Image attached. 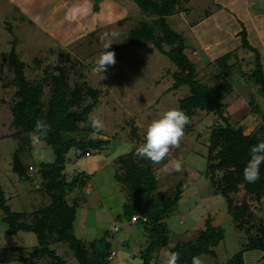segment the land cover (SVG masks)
<instances>
[{
  "label": "rangeland",
  "instance_id": "1",
  "mask_svg": "<svg viewBox=\"0 0 264 264\" xmlns=\"http://www.w3.org/2000/svg\"><path fill=\"white\" fill-rule=\"evenodd\" d=\"M188 7L190 13L184 14L185 20L180 22V27L177 28V23L173 26L176 19H181L180 14L168 21L174 29L183 32L188 44L191 43L187 54L196 63L200 77L215 73L209 61L233 50H238L248 61L252 60V53L241 47V36L234 33L237 29L248 31V41L261 51L264 62V0H188ZM139 16V8L133 0H103L98 10L93 9L92 0H0V190L13 211H30L46 205L50 199L42 191L43 180L37 177L36 169L40 163L52 162L55 158L51 147L44 142L34 145L30 137L28 140L12 136L18 129L12 125L11 105L18 99L14 97V87L6 84L11 70L1 54L8 53L15 42V50L25 62L26 77L44 83V99L50 95L51 83L46 81L44 73L48 65L63 66L70 87L85 81L103 93L99 105L85 123L90 127L89 119L99 118L105 125L103 132L94 139L91 138L92 130L65 132L63 137L109 140L108 145L91 155L70 150L64 172L67 179L79 172L90 175L84 188H75L73 192L80 193V196L76 195L78 207L74 233L87 244L107 232L115 251L112 264H140L139 251L146 245V236L139 223L118 218L126 196L114 178V161L140 145L151 121L168 109L178 108L179 99L189 93L186 86L167 91L173 82L170 71L175 66L151 44L109 50L115 52V65L109 66L104 74L96 67L95 60L102 51L100 36L105 32H117L119 39L112 45L119 44ZM241 21L245 25H241ZM196 22L199 24L194 31L189 25ZM92 31L94 34L90 36ZM197 36L210 44L199 46ZM193 48L197 51H192ZM242 66L246 70L249 68L245 64ZM232 79L234 90L224 100L226 113L234 122L249 123V93L253 92L259 103L264 104V99L252 81L248 82L236 73ZM203 116L201 113L195 121ZM206 118L193 130H184L180 147L169 153V160H180L183 170L164 171L168 160L158 165L156 177L160 190L164 191L183 171L188 175L183 196L166 219L168 246L192 240L204 227L205 217L210 215L213 225H220L223 229L224 238L215 248L214 258L207 254L200 257L204 264H228V259L241 249L244 237L228 214L224 198L213 193L209 176L204 175L205 140L212 121L210 117ZM132 126L138 128L136 134L139 137L134 138ZM14 154L23 165L34 166L32 178L24 179L12 169ZM229 170H218L213 176L223 179L230 175ZM6 228L0 209V256L11 254L10 249L1 251L2 248H28L36 243L33 233L10 234ZM55 246L64 252V245ZM166 253V247L159 250L155 264H165ZM244 263L264 264V257L259 250H246Z\"/></svg>",
  "mask_w": 264,
  "mask_h": 264
},
{
  "label": "trees",
  "instance_id": "2",
  "mask_svg": "<svg viewBox=\"0 0 264 264\" xmlns=\"http://www.w3.org/2000/svg\"><path fill=\"white\" fill-rule=\"evenodd\" d=\"M92 1L93 9L98 10L103 0ZM133 1L140 13L137 22L119 44L112 45L108 50L151 44L174 64L175 69L170 71L173 82L167 91L188 87V95L178 101V109L190 118L184 130H193L206 117L212 119L205 140L204 175L209 176L208 182L213 193L224 198L228 214L244 237L239 252L233 254L227 262L245 264L246 250H259L264 256V164L260 167V179L256 183H247L243 178V168L250 159L249 147L264 141V104L256 100L253 92L249 93V123L234 122L231 115L226 113L224 104L225 98L234 90L232 78L235 73L248 82L252 81L257 86V93L264 99V70L258 49L248 41L247 32L243 28L238 33L241 36V47L252 53V60L248 61L238 50H233L209 61L215 73L200 77L196 63L187 54V39L183 32L174 29L168 21L172 15L190 13L188 0ZM93 34L94 31L90 36ZM1 55L11 70V77L6 84L14 87V97L18 99L11 105L12 125L18 129L12 136L29 140L36 121L47 122L50 131L44 143L51 147L55 158L52 162L40 163L36 169L37 177L43 180L42 191L50 199L46 205L30 211H13L0 190V209L2 219L7 224V233L31 232L36 238V243L28 248H2L1 251L10 249L11 254L7 257L1 255L0 263L112 264L115 251L111 248L107 232L87 244L82 243L74 233L78 207L76 195L80 196V193L73 192L75 188H84L90 175L79 172L67 179L64 172L70 150L91 155L108 145L109 140L63 137L65 132L92 130L85 123L92 110L99 105L103 94L101 89L90 87L85 81L70 87L64 67L48 65L44 73L46 81L51 83L50 95L44 99V83L26 77L25 62L16 52L15 42L8 53ZM244 64L249 67L248 70L243 68ZM201 113L204 116L195 121ZM137 130L136 126H132L134 138L139 137ZM135 147L118 156L113 165L114 178L126 196L123 211L118 218L131 221L137 215L134 222L141 225L146 236V245L139 251L140 264H155L156 253L165 247L167 252L171 250L180 253L178 264H191L193 256L202 254L214 258L215 248L223 240L224 233L220 225H213L210 215L205 217L204 227L192 240L178 241L168 246L166 219L177 208L188 175L183 171L179 177L174 178L173 185L161 191L156 177L159 166L138 158L134 154ZM168 160L169 156L163 163ZM29 166L34 169L31 164L23 165L18 155L14 154L12 169L24 179L34 176V173L28 175ZM227 168L230 169V175L225 178L219 180L213 176L216 171ZM57 244L64 245V252L55 246Z\"/></svg>",
  "mask_w": 264,
  "mask_h": 264
},
{
  "label": "clouds",
  "instance_id": "3",
  "mask_svg": "<svg viewBox=\"0 0 264 264\" xmlns=\"http://www.w3.org/2000/svg\"><path fill=\"white\" fill-rule=\"evenodd\" d=\"M119 35L117 32H105L100 36L102 51L96 58L95 65L103 74L108 71L109 66H114L116 63L115 52L108 49L115 40L119 39ZM88 123L92 129L91 138L93 139L105 129L103 121L99 118H90ZM189 123L190 118L184 111L178 108L166 110L147 126L143 137L144 142L135 147L134 154L152 164H162L173 148L180 147L184 129ZM49 131L50 125L47 122L37 120L30 134L32 143L34 145L43 143ZM249 157L250 159L243 168V178L247 183L254 184L260 179V167L264 164V141L249 147ZM163 170L181 172L183 166L180 160L172 159L168 161ZM165 255V264H178L179 252L169 250ZM191 264H204V261L200 256H193Z\"/></svg>",
  "mask_w": 264,
  "mask_h": 264
},
{
  "label": "crops",
  "instance_id": "4",
  "mask_svg": "<svg viewBox=\"0 0 264 264\" xmlns=\"http://www.w3.org/2000/svg\"><path fill=\"white\" fill-rule=\"evenodd\" d=\"M180 14V17H181V19H176V21L174 22V27H175V23H177L176 25H177V28L178 27H180L182 24L180 23L181 21H183V20H185V17H184V14L183 13H179ZM175 15H177V14H175ZM175 15H172V16H170V17H168V20L169 19H172V17L174 16L175 17ZM212 14H210V15H208V16H206L205 18H208V17H210ZM256 23H257V21H255ZM255 22H254V24H255ZM199 24V22H196V23H193L192 25L190 24L189 26L195 31V29H194V27L195 26H197ZM242 24H244L245 25V22H242L241 21V25ZM235 33V35H237L238 36V33H239V29H237V31H235L234 32ZM247 36H248V31H247ZM197 39H198V42H199V46H201L202 47V45H206V46H208L210 43H209V41H207L206 39H201V37H199V36H197ZM189 42V41H188ZM191 44V43H190ZM190 44H189V46H190ZM193 46H195V45H193ZM192 51H197V49H195V48H193L192 49ZM259 51V50H258ZM259 53H260V55H261V61H262V65H263V70H264V62H263V54L261 53V51H259ZM261 257H264V256H262V253H261Z\"/></svg>",
  "mask_w": 264,
  "mask_h": 264
},
{
  "label": "built area",
  "instance_id": "5",
  "mask_svg": "<svg viewBox=\"0 0 264 264\" xmlns=\"http://www.w3.org/2000/svg\"><path fill=\"white\" fill-rule=\"evenodd\" d=\"M33 167L32 166H29L28 168V175L32 176L33 175ZM138 218L137 215H135L133 218H132V221H135L136 219ZM112 255H114V252H112Z\"/></svg>",
  "mask_w": 264,
  "mask_h": 264
}]
</instances>
